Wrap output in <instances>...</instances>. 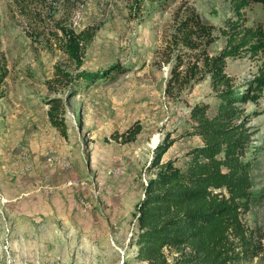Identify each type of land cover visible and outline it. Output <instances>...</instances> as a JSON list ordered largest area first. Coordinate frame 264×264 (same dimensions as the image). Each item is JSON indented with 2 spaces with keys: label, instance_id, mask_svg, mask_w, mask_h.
Instances as JSON below:
<instances>
[{
  "label": "rangeland",
  "instance_id": "rangeland-1",
  "mask_svg": "<svg viewBox=\"0 0 264 264\" xmlns=\"http://www.w3.org/2000/svg\"><path fill=\"white\" fill-rule=\"evenodd\" d=\"M231 49L229 90L264 76L262 4L0 0V264H147L144 189L203 145L191 112L214 117L227 87L211 68ZM233 105L256 148L243 221L258 251L242 264H264V90Z\"/></svg>",
  "mask_w": 264,
  "mask_h": 264
},
{
  "label": "trees",
  "instance_id": "trees-1",
  "mask_svg": "<svg viewBox=\"0 0 264 264\" xmlns=\"http://www.w3.org/2000/svg\"><path fill=\"white\" fill-rule=\"evenodd\" d=\"M237 10L264 0H228ZM257 52L256 46L243 44ZM237 55L234 49L213 61L215 83L227 87L224 59ZM107 75L98 76L102 78ZM244 88V92H241ZM220 94L214 117L205 107L193 108L197 134L203 145L189 153L184 170L166 163L144 189L137 208L138 258L147 264H167L164 249L181 252L176 264H242L257 255L254 235L243 216L258 200L251 194V162L243 161L256 148L243 126L231 125L239 115L233 103L255 101L264 90V76ZM254 96H249V93Z\"/></svg>",
  "mask_w": 264,
  "mask_h": 264
}]
</instances>
